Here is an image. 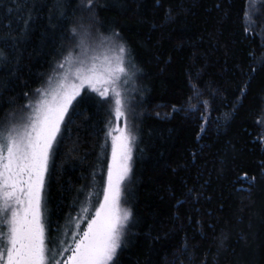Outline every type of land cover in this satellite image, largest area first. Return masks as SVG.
Returning <instances> with one entry per match:
<instances>
[{
	"label": "trees",
	"instance_id": "16d2710c",
	"mask_svg": "<svg viewBox=\"0 0 264 264\" xmlns=\"http://www.w3.org/2000/svg\"><path fill=\"white\" fill-rule=\"evenodd\" d=\"M246 3L93 0L89 12L87 0H0V127L81 18L126 47L136 72L132 217L115 264H264V41L245 24ZM107 115L86 90L62 125L42 206L52 251L86 229L99 202Z\"/></svg>",
	"mask_w": 264,
	"mask_h": 264
},
{
	"label": "snow or ice",
	"instance_id": "6c2138e0",
	"mask_svg": "<svg viewBox=\"0 0 264 264\" xmlns=\"http://www.w3.org/2000/svg\"><path fill=\"white\" fill-rule=\"evenodd\" d=\"M86 7L92 12L93 0H87ZM73 34H77L75 28ZM89 36L90 32L85 29L77 44L82 50L80 58L69 51L59 63L58 67L66 70L55 86L50 80L47 89H37L39 99L28 105L31 111L26 119L0 129V225L7 226L6 233L0 228V264H115L123 245L132 213L121 207V198L124 182L132 171L134 140L119 90L126 68L123 55L114 61L108 56H89ZM118 36L113 33V37ZM118 51L125 54L127 50L120 45ZM84 88L104 98L111 92L114 97L112 112L117 126L110 127L107 133L111 138L107 184L103 200L88 219L86 229L81 231L76 225L72 243L52 251L46 244L41 194L53 145L65 116ZM121 118L125 120L124 127L118 126ZM70 234V231L64 233ZM51 243L57 246L56 241ZM59 252H70V255L66 260L56 259Z\"/></svg>",
	"mask_w": 264,
	"mask_h": 264
},
{
	"label": "rangeland",
	"instance_id": "374dc122",
	"mask_svg": "<svg viewBox=\"0 0 264 264\" xmlns=\"http://www.w3.org/2000/svg\"><path fill=\"white\" fill-rule=\"evenodd\" d=\"M245 24L247 28L253 34L255 33L257 37L260 38V40L264 41V0H247L246 10H245ZM74 28L77 30V34L74 35L73 31L71 32V37L68 41L67 47L65 48L63 55L58 59V61L55 63L52 70L48 74V76L45 78L43 83L37 89H41V90L47 89L49 87L50 80L52 81V86H55V83L61 78V74L66 70V69H60L58 65L59 63L63 61L64 56H66L69 51H72L73 56L76 58H80L82 56V50L81 48L77 47V44L80 40L81 35L84 33L85 29H87L88 32H90V36L88 37V41H87V50H88L89 56H99L101 58L104 56H108L110 58H113V61H114L115 57L123 55V61H124V66L126 68V73L122 75L120 78L119 90L121 91L122 97L125 102L126 113H127V125L134 136V140H133V145H134V142H135L134 118L136 114L133 111V104H134L133 95L136 89V84H135L136 72H135V68L129 63L127 51L125 54H120L118 51V47L120 45L124 46V44L118 39V37H113V34H109V35L102 34L97 28V21L94 18V16H91L89 17V19H85V20L84 18L83 19L81 18ZM37 89L33 91V93L28 97L27 101L20 109L8 114V116L5 118L0 129L5 128L10 123H20L24 119H26L27 115L31 111L28 105L34 104L36 100L39 99V93L37 92ZM86 90L92 92L88 88H84L82 92ZM92 93L95 94L97 97H99L108 108L107 123L105 125V140L107 139L108 144L106 147L107 149H105L104 151L107 157V167H106V172H105L104 182H103V185H104L103 189H104V187H106V184H107V168H108V165L111 163V138L107 135V133L109 132L110 127L117 126L114 113L112 112V108L114 106V97L111 94V92L109 93L108 98L101 97L96 92H92ZM67 115L65 116V119ZM257 122L260 125V130H261L260 134L262 135V138L264 139V107H263V112L261 114V117L258 119ZM124 125H125V120L124 118H121V120L118 122V126L124 127ZM59 135L57 137V141H58ZM56 143H54L52 151ZM52 151L50 154V160L52 156ZM132 159H133V150H132ZM50 160H49V164H50ZM131 168H132V161H131ZM46 176H47V173L45 175V181H46ZM129 180H130V176L124 182L123 195L121 198V207L126 208V209L128 208L124 201V195L126 193V188L129 183ZM44 193H45V182H44V188L41 194L42 195V206H43ZM102 200H103V190H102L99 202H102ZM99 202L97 203L95 208L99 206ZM95 208L93 210L92 216L94 215ZM42 219H43V216H42ZM4 225H5V231H7V226L6 224Z\"/></svg>",
	"mask_w": 264,
	"mask_h": 264
}]
</instances>
